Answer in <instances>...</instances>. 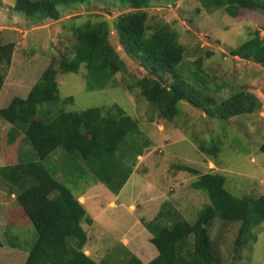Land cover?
Instances as JSON below:
<instances>
[{
    "label": "rangeland",
    "instance_id": "374dc122",
    "mask_svg": "<svg viewBox=\"0 0 264 264\" xmlns=\"http://www.w3.org/2000/svg\"><path fill=\"white\" fill-rule=\"evenodd\" d=\"M204 3L180 0L174 5L151 7L148 25L166 24L177 34L185 53L175 67V74L195 86L200 97L211 98L219 104L237 93L251 94L257 98L258 106L250 114L229 120L212 119L182 102L171 121H161L156 108L137 89L129 88L131 77L142 78L146 73L141 60L130 56L121 45L114 25L116 17L124 10L116 1L57 4L59 20L39 21L16 11L15 0H0V45H13L9 67L0 64V73L4 74L0 109L7 107L14 97L25 98L44 70L53 66L57 70L60 101L51 109L78 113L117 105L137 122L139 133L128 135L111 160L121 172L133 171L136 176L140 194L133 201L136 207L133 212L128 209L132 195L118 200L115 209L108 206L112 190L98 180L79 156L58 148L43 162L50 173L62 177L75 194L82 188V182L90 185L86 186V192L96 191L94 201L106 208V235L95 236L88 245V249L97 250L101 264H126L130 255L143 263L151 261L157 250L150 243L151 234L142 222L153 220L163 205L164 211L174 213L173 220L183 219L193 224L199 212L210 205L207 193L192 187L203 174L223 175L224 187L234 197L264 195V152L261 151L264 145V68L230 55L231 50L255 33L264 38V13L241 10L234 18L222 7H206ZM101 21L108 25L110 43L125 63L126 73H117L106 87L94 89L95 83L89 80L83 67L77 73L63 74L59 62L72 57L76 42L74 27ZM165 78L173 80L172 76ZM69 97L72 102L64 103ZM47 107L50 108L42 106ZM11 129V125L0 118V167L17 158L27 161L36 158L20 133H10ZM213 140L219 144L216 157L199 151V146H208ZM57 152L64 158L55 161L53 154ZM137 155L141 159L136 160ZM181 165L195 172L176 169ZM119 179L120 176H116L115 184ZM146 206L151 210L146 211ZM16 207L8 183L1 181L0 242L5 245L0 248V264H24L36 241L32 225L24 222L6 225L8 211ZM162 221L166 226L172 225L169 220ZM240 229L241 222L214 219L211 223L209 233L219 264H264V220L242 234L241 240L246 238V242L241 246L237 245ZM67 241L70 245L76 243L74 238Z\"/></svg>",
    "mask_w": 264,
    "mask_h": 264
},
{
    "label": "trees",
    "instance_id": "16d2710c",
    "mask_svg": "<svg viewBox=\"0 0 264 264\" xmlns=\"http://www.w3.org/2000/svg\"><path fill=\"white\" fill-rule=\"evenodd\" d=\"M87 0H15L14 9L28 18L57 21L61 14L57 4L85 3ZM124 10L115 20V30L121 38L126 53L138 58L146 75L131 77L130 89L152 104L161 121H171L178 114V104L187 103L201 110L207 117L229 120L252 113L258 106L255 96L237 93L216 104L211 98L199 96L195 86L185 83L175 74L185 47L178 42L177 34L166 24L148 25V10L157 5H174L180 0H113ZM206 7L223 8L236 18L241 10H261L264 0H201ZM76 42L72 57L59 62V70L77 73L81 67L94 81L93 88L101 89L110 83L117 73H126V66L109 40L110 30L106 22L76 26L72 30ZM12 44L0 45V64L6 68L11 63ZM230 55L252 62L264 68V38L255 33ZM57 70L47 67L25 98L14 97L9 105L0 109V118L11 125L10 133L18 132L32 150L35 160L15 159L0 167V182L8 183L9 193L16 200V209L8 211L7 226L21 222L32 225L36 241L29 249L24 264H101L85 254L86 234L82 222L90 224L91 218L78 202L67 184L57 181L43 162L56 149L79 156L98 180L114 193H118L131 171L121 172L112 157L128 135L139 133L135 120L120 107L107 109L89 108L75 113L55 111L51 107L60 101L56 81ZM172 76L173 80L165 77ZM4 74L0 73V91ZM72 102L66 98L64 103ZM50 108H42V106ZM41 107L39 110L38 108ZM199 151L216 157L217 141L199 146ZM264 152V145L261 147ZM185 172H195L186 166H176ZM120 179L115 184L116 176ZM225 178L219 173H206L192 184L196 190L207 193L210 205L199 212L193 224L174 218V213L164 211L142 222L151 234L150 243L157 255L148 263L130 255L126 264H219L213 251L209 228L214 219L241 222L237 245L246 242L242 234L264 220V195L257 198L234 197L224 187ZM171 221L166 226L162 220ZM69 238L76 243L70 245ZM14 245V243H10ZM5 244L0 242V248ZM15 247V246H13Z\"/></svg>",
    "mask_w": 264,
    "mask_h": 264
},
{
    "label": "crops",
    "instance_id": "0c3cea01",
    "mask_svg": "<svg viewBox=\"0 0 264 264\" xmlns=\"http://www.w3.org/2000/svg\"><path fill=\"white\" fill-rule=\"evenodd\" d=\"M159 129L162 130L163 127L160 125L159 126ZM51 155H52V153H51ZM53 155H54L53 158H54L55 161L56 160H60L61 158H64L62 156V154H59L58 152H57V154H53ZM139 159H141V156L137 155L136 160H139ZM11 161L12 160L6 161V163H4V166L7 164V162L9 163ZM52 175H53V177L57 181L62 182V183H65V181H63V178L62 177H58V175H56V173L55 174H52ZM135 177L136 176L134 175V172L132 171L130 173L129 177L127 178V180L125 181V183L123 184V186L121 187V189L118 191V193H113V191H110L106 187L107 190L110 191L109 193L111 194V195H109L110 201L108 203V206L112 207V209H115V208H117L116 202L118 200H121L123 196L127 197L128 195H132V197L129 196L130 197V204L128 206V209H129V211H132V212L136 209V207L133 205V201H136L137 200V196H138V194H140V191H139L140 189L138 190V188H137V182L135 180ZM86 186H87V183L82 182V188L76 194L73 193V192L72 193L76 197V199L78 200V202L82 204V206L84 207L87 215L92 220V222L90 224H87L86 222H82L81 223V227L83 228V230H84V232L86 234V243H85V246H84V251L95 262L100 263V260L101 259L97 255L98 254L97 253V250H92L91 248L88 249V245L90 243H92V239H95V236H103V235H106L105 234L106 231L104 230L106 228L105 227L106 226V222H105V218H104V213H105V209L106 208H102L100 205L97 204L96 201H94L97 198L96 197L97 196L96 191H94V190L91 189V193L90 192H86V188L87 187H90V185L87 186V187ZM127 189H128V191H127ZM111 197H112V199H111ZM144 203L147 204L146 201H144ZM145 209H146V211H150L151 210V208L150 207H147V206H146ZM158 213H159V210H158L157 214ZM144 221H146V220H144ZM137 222L138 221H136L135 223H137ZM123 240H124V243H125L126 242L125 239H123ZM94 242H96V241H94Z\"/></svg>",
    "mask_w": 264,
    "mask_h": 264
}]
</instances>
